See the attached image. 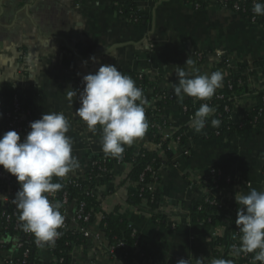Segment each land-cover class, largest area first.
Instances as JSON below:
<instances>
[{"label": "crops", "instance_id": "0c3cea01", "mask_svg": "<svg viewBox=\"0 0 264 264\" xmlns=\"http://www.w3.org/2000/svg\"><path fill=\"white\" fill-rule=\"evenodd\" d=\"M128 1L144 14L143 22L117 10V4ZM187 59L193 62L191 67L185 64ZM101 64L144 74L173 96L161 113L169 123L165 129L171 137L166 140L170 139L173 154L164 158L150 185L159 198L158 207L130 199L136 182L125 179L126 162L116 163L94 182L88 179L89 162L107 155L99 126L95 133L89 131L75 110L80 107L83 75L95 73ZM178 67L186 72L198 69L200 74L220 71L222 86L215 92L227 95L225 77L244 74L248 90L237 95L230 116L236 122L257 105V93L264 90V24L222 7L218 0H206L200 9L191 0H0V112L10 107L15 94L37 119L45 112H63L70 125L72 155L79 162L69 174L85 181L101 198L99 212L89 224L91 236L73 245L69 264H130L119 249L111 250L101 226L103 212H114L133 224L151 253L150 261L177 264L183 258L197 264L198 258L213 257L218 236L224 241L222 253L226 252L233 230L226 221L219 226L193 222L194 202L211 193L221 201L237 203L239 191L247 193L250 187L264 191V128L213 138L206 136L213 126L197 133L190 126L192 116L183 112L173 91ZM68 92H77L71 102ZM189 97L185 95L183 102ZM181 127H188L184 144L172 140ZM132 146L137 151L157 148L147 132ZM214 166L229 171L232 183L214 189L209 172ZM155 214L166 216V221L155 220ZM19 238L17 234L0 238L4 242L0 264L19 258L15 246ZM254 254L236 255L237 264H253ZM38 256L45 263L55 258L49 248L41 249Z\"/></svg>", "mask_w": 264, "mask_h": 264}, {"label": "clouds", "instance_id": "9594fccd", "mask_svg": "<svg viewBox=\"0 0 264 264\" xmlns=\"http://www.w3.org/2000/svg\"><path fill=\"white\" fill-rule=\"evenodd\" d=\"M253 12L264 16V3L254 2ZM106 53L111 55L107 47ZM91 59L95 61L96 58ZM185 64L191 67L193 62L187 59ZM175 73L178 83L173 84V91L181 102L185 95L210 99L222 86L220 71L200 74L198 69L186 72L178 67ZM82 83L76 115L91 132L95 133L99 126L105 155L121 158L124 145H131L143 137L148 128L146 105L149 102L143 90L116 64H101L95 73L83 75ZM73 95L77 96V92L67 93L70 102ZM214 111L207 103L202 104L191 118L190 126L197 133L202 132ZM211 124L217 127L220 121L212 119ZM69 127L63 112H45L40 119L30 122L31 130L23 140L16 130H8L0 136V165L20 184L12 202L19 211L23 230L32 233L38 245L54 244L60 235L58 229L64 223L61 203L50 201L46 195L63 187L61 183L52 182V177H65L79 167L78 159L72 155L73 141L67 135ZM235 200L239 205L235 223L241 236L239 246L233 245V253L237 256L255 253L253 264L257 261L264 264V191L250 187L247 193L237 192ZM177 264H189V261L182 258ZM197 264H204L203 257L198 258ZM209 264L232 262L212 259Z\"/></svg>", "mask_w": 264, "mask_h": 264}, {"label": "trees", "instance_id": "16d2710c", "mask_svg": "<svg viewBox=\"0 0 264 264\" xmlns=\"http://www.w3.org/2000/svg\"><path fill=\"white\" fill-rule=\"evenodd\" d=\"M235 1H239L240 4L244 6V9L246 10L244 14L248 17L253 14L254 2L264 3V0H229L228 3L229 5H233ZM116 8L119 12L129 15L132 20L138 18V22H143L145 19L144 14L138 9L134 1L117 4ZM240 67L242 68V66ZM120 71L136 81V86L143 90V95L147 100H151L153 96L156 97L155 104L147 109V114H150L151 120L156 124L154 128L150 129L148 127L146 132L149 133L151 142L156 144L162 141V143L160 147L143 148L138 151L133 148L132 144L124 145V152L119 159L113 158L109 155L96 157L88 164V179L89 181L94 182L97 176L109 174V171L116 163L126 162L129 165V169L125 179H132L136 182V188L130 192V199L135 203L147 201L153 207H158L159 198L157 194L152 195L149 185L155 181L156 171L163 164L164 158L173 154V150L170 148V139H163L162 136L163 126L165 124L168 125L169 123L161 114L164 106L173 100L170 98L168 99V97L164 98L166 92L159 90L156 84L149 80L146 75L133 71ZM229 82L231 88H229ZM225 86L228 87L229 95H222V92H215L210 99L205 100H198L194 97H189L184 102H178V105L183 112L188 115H194L198 108L205 103L215 110L212 115L216 116L218 120L220 119V126L217 128L218 134L215 129H212L206 134L208 138L219 137L225 134H234L236 132L243 133L251 127L264 128V90H259L257 93V105L243 114L238 121L234 122L231 120L230 115L233 112L237 95L248 90L247 77L241 72L231 73L225 77ZM184 106L187 107L186 111ZM153 113H155V116H153ZM146 118H148V116H146ZM4 127L5 122L0 120V128L3 129ZM211 127L212 124L209 116L204 129ZM187 131L188 127L179 128L174 132L172 140L184 144L187 140ZM149 166H151V170L148 169ZM221 170L223 171V175L218 181L219 188H217V190L222 189L226 185L225 176L230 175L229 171L226 169L221 168ZM52 182H55L54 176L52 177ZM64 189H67L66 186H63L59 192H62ZM68 190L72 199L77 197L80 201L85 202V213H89L91 215L90 220L93 221L94 216L99 212L101 198L90 190H87L86 183L85 190L72 187H69ZM15 208H17V206L12 202L6 209L8 212H13ZM238 209V203L221 201L211 193H208L204 199L194 202L191 209V219L193 222H207L211 225L219 226L226 221L232 226L233 230V236L227 251L222 253L224 241L221 236H218L213 250V257L204 260V264H209L212 259L231 260L232 264H237L238 261L236 255L233 253V245L240 244L241 233L239 227L235 223ZM154 219L164 222L166 221V216L155 214ZM1 221H3V219H1ZM101 226L111 246H117L119 242L125 244L128 249V259L130 264H151L146 260L150 257V251L141 243L140 232L138 230H136L135 233L133 232L135 228L127 218L114 212H103ZM16 233V231L10 230L8 233L4 234V231L0 229V238L4 235L14 236ZM59 233L60 235L55 240L54 244L38 245L32 233L29 234L22 230L20 237L25 245L31 249L30 254L26 257V264H69V252L73 245L80 242L85 243L87 237L81 233H72L67 230L59 231ZM0 246H2L1 243ZM45 248L52 250L55 257L47 263L43 262L38 256L39 251ZM143 258L144 261H141ZM61 259L63 260L61 261Z\"/></svg>", "mask_w": 264, "mask_h": 264}, {"label": "built area", "instance_id": "2783aa9c", "mask_svg": "<svg viewBox=\"0 0 264 264\" xmlns=\"http://www.w3.org/2000/svg\"><path fill=\"white\" fill-rule=\"evenodd\" d=\"M205 2L206 0H191V4L196 9H200L201 7H203ZM228 2L229 0H218V3L222 7L229 8L235 12L242 13V14L246 12V10L244 9V6H242L239 1H235L233 5H229ZM248 18L253 22L264 24V16L256 15L254 14V12ZM134 21H138V18H135ZM229 88H231L230 82H229ZM222 95H226L225 91H222ZM167 97L168 99L169 98L173 99V96L168 93L164 95V98H167ZM148 102H149L148 105H146V116H148V118H146V121L148 123V127L151 129L155 127L156 123L151 120L150 114H147V109L151 108V105L155 104L156 97L153 96L151 100H148ZM184 109L186 111L187 107L184 106ZM0 113H2V116H0V120L5 122V127L3 129L0 128V136H2L8 130H16L20 134L21 140H23L24 137L27 135V133L31 130L30 122L37 120L33 112L24 105V103L22 102L18 94H15L13 96L10 107ZM153 116H155V113H153ZM191 116L193 117L194 115H191ZM214 119H217V117L215 116ZM167 126L168 125L165 124L162 128L163 139L164 138L167 139L171 137V134L167 132L165 129ZM219 126L213 127V129L216 130L217 134H218L217 128ZM161 143L162 141H160L159 143H156V146L160 147ZM148 169L151 170L152 169L151 166H149ZM209 172L213 180L212 187L214 189L219 188L218 181L223 175V171L221 170V168L214 166L210 168ZM54 177H55L54 183H57V182L61 183L63 186H66L67 188V189H64L62 192H59L58 190L56 193L46 194L49 196L50 201L52 202L59 201L62 205L60 211L62 215L64 216V223L62 227L58 230L59 231L67 230V231H71L72 233H81L86 237H90L91 232L89 230V224L92 221L90 220L91 215L89 213H85V202L80 201L77 197H74L72 199L70 196V192L68 190L69 187L85 190V181L69 173L65 177H56V176ZM225 181H226V184L232 183L233 181L232 176L226 175ZM150 185H149V189L153 195L154 193L152 192ZM19 187H20V184L18 183L16 177L10 174L9 172H7L3 168V166L0 165V196H2V198H0V209H1L0 210L1 211L0 212V229L4 231V234L8 233L10 230H14L17 232L16 233L17 235H20L21 231L23 230L22 223L18 218L19 212L17 208H15L13 212H8V210L6 209L8 206H10V204L12 203V200L15 198V194L18 191ZM86 188H87V185H86ZM87 190H90V189L87 188ZM72 206L74 207V209H72ZM1 219H3V221H1ZM133 232L135 233L136 230L134 229ZM0 243L4 244V242H1V239H0ZM15 246L17 249H19L20 256L18 259L9 260L7 264H26L27 262L26 257L30 254L31 249L25 245L24 241L21 238H19L16 241ZM236 246H239V245H236ZM118 249L123 253L125 259L129 262L128 249L123 242H119L117 246H111L112 251H115ZM247 255L248 253L247 254L242 253L243 257H246ZM62 260L63 259H61V261ZM146 260L149 261L151 264H156L150 261L149 258ZM141 261H144V258ZM259 264H261V262H259Z\"/></svg>", "mask_w": 264, "mask_h": 264}]
</instances>
